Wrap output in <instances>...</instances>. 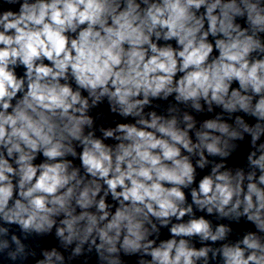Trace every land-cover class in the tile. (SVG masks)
<instances>
[{"label":"clouds","instance_id":"1","mask_svg":"<svg viewBox=\"0 0 264 264\" xmlns=\"http://www.w3.org/2000/svg\"><path fill=\"white\" fill-rule=\"evenodd\" d=\"M0 264H264V0H0Z\"/></svg>","mask_w":264,"mask_h":264}]
</instances>
